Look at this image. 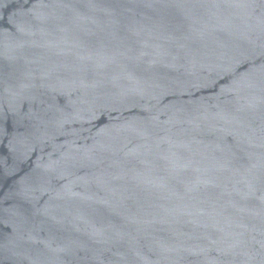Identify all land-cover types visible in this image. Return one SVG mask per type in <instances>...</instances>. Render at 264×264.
<instances>
[{"label": "water", "instance_id": "water-1", "mask_svg": "<svg viewBox=\"0 0 264 264\" xmlns=\"http://www.w3.org/2000/svg\"><path fill=\"white\" fill-rule=\"evenodd\" d=\"M0 264H264V0H0Z\"/></svg>", "mask_w": 264, "mask_h": 264}]
</instances>
